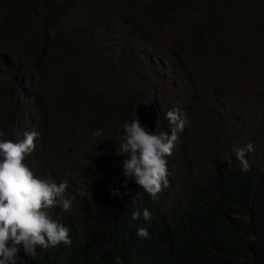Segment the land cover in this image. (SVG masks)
<instances>
[{
  "label": "rangeland",
  "instance_id": "obj_1",
  "mask_svg": "<svg viewBox=\"0 0 264 264\" xmlns=\"http://www.w3.org/2000/svg\"><path fill=\"white\" fill-rule=\"evenodd\" d=\"M162 1L71 0L60 34V44L70 47L71 67H59L50 54L35 71L22 52L0 47V127L11 107L5 92L19 70V81L31 85L27 98L15 101V141L25 131L40 133L30 168L43 179L68 180V198L70 182L80 183L71 170L101 177L118 166L111 158L122 128L104 115V98L135 109L158 103L164 115L158 128L169 135L167 111L187 113L189 123L166 157L169 185L161 192L167 212L192 177L215 174L208 157L223 152L237 165L232 148L252 143L248 158L264 167V0H178L186 11L164 14L163 32L140 20L143 8L155 10ZM125 36L137 62L117 47ZM97 129L103 135L94 140Z\"/></svg>",
  "mask_w": 264,
  "mask_h": 264
},
{
  "label": "trees",
  "instance_id": "obj_2",
  "mask_svg": "<svg viewBox=\"0 0 264 264\" xmlns=\"http://www.w3.org/2000/svg\"><path fill=\"white\" fill-rule=\"evenodd\" d=\"M72 5L71 0H0V47L22 52L32 60L35 71L44 67L50 54L59 67L71 66L70 47L60 44V34L66 8ZM180 6L175 2L156 5L158 11ZM15 72L5 92L11 97L8 118L0 127L3 138L13 142L19 122L15 101L25 100L28 92V83L20 82ZM104 101L108 105L104 115L119 128L135 118L134 105L126 114L117 100ZM227 157L223 152L208 157L215 174L192 177L170 212L165 210L162 192L153 200L134 180L124 187V155L116 153L111 160L118 166L107 168L101 177L88 178L77 167L70 172L80 178L76 186L70 182L68 196L75 198L71 211L59 206L50 210L54 220L70 229L72 244L37 247L35 259L25 256L21 247L19 256L24 264H264V167L250 162L247 155L251 167L244 172ZM33 160L30 154L25 163L31 167ZM115 189L131 195L113 196ZM137 193L141 216L132 220L130 200ZM144 208L151 212L150 220L144 219ZM141 227L148 229L149 239L137 236Z\"/></svg>",
  "mask_w": 264,
  "mask_h": 264
},
{
  "label": "clouds",
  "instance_id": "obj_3",
  "mask_svg": "<svg viewBox=\"0 0 264 264\" xmlns=\"http://www.w3.org/2000/svg\"><path fill=\"white\" fill-rule=\"evenodd\" d=\"M170 2L180 4L178 0H166L156 5L163 6V3ZM180 5L179 9L164 11H158L157 7L155 10L143 8L144 12H141L140 20L151 27L162 26L160 30L163 32L168 26L164 14L186 11V6ZM131 44L133 43L129 37H123L122 43L117 44V47L131 62H137L139 57H137L136 49L133 47L128 50ZM152 67H155V64H152ZM16 74L19 78V70ZM22 81L25 82V80ZM30 85L31 83H28L27 96ZM142 104L157 106L160 119L157 122L156 131H151L150 128L149 130L138 119V107ZM123 108L126 114H130L131 106L129 108L123 106ZM133 108L135 109V106ZM163 117L158 103H140L135 109V118L125 121L122 126L121 143L117 150L118 154L126 156L123 161V173L127 178L124 181V187L127 188L129 180H134L136 185L147 192L153 200L157 199L158 194L169 185L166 157L172 155L179 138L178 133H183L189 123L187 113L182 112L181 108L174 107L168 110L166 118L172 125L169 135L158 128ZM102 135V131L97 129L93 133V139ZM4 136L5 133L0 131V264H24L19 256L21 247L25 256L35 259L37 247L48 249L61 243L66 246L72 244L70 229L54 220L50 210L59 206L62 211H71L75 198L66 197L68 180L57 183L51 179L40 178L25 163L26 157L36 148L35 141L40 136L39 132L34 129L25 131L24 138L17 142L4 139ZM232 151L240 162L242 171H250L251 165L246 157L255 151L254 145L252 143L245 146L237 145L232 148ZM111 194L122 197L131 195V192L121 193L119 189H115ZM138 195L137 193L131 196L130 200L134 208L131 211L132 220H137L141 216V209L137 205ZM142 214L145 220H150L152 217L147 208L143 209ZM137 236L149 239L150 233L147 228L141 227L137 229Z\"/></svg>",
  "mask_w": 264,
  "mask_h": 264
},
{
  "label": "water",
  "instance_id": "obj_4",
  "mask_svg": "<svg viewBox=\"0 0 264 264\" xmlns=\"http://www.w3.org/2000/svg\"><path fill=\"white\" fill-rule=\"evenodd\" d=\"M138 119L151 130L157 129V122H159L160 115L155 104H142L138 107Z\"/></svg>",
  "mask_w": 264,
  "mask_h": 264
}]
</instances>
